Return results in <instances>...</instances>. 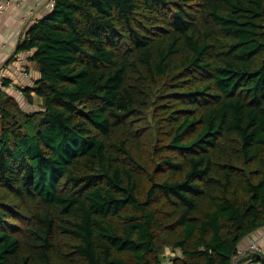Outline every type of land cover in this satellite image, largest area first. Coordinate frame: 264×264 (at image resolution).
<instances>
[{
    "label": "trees",
    "instance_id": "1",
    "mask_svg": "<svg viewBox=\"0 0 264 264\" xmlns=\"http://www.w3.org/2000/svg\"><path fill=\"white\" fill-rule=\"evenodd\" d=\"M31 50L39 108L0 87V264H233L264 226V0H54Z\"/></svg>",
    "mask_w": 264,
    "mask_h": 264
},
{
    "label": "crops",
    "instance_id": "2",
    "mask_svg": "<svg viewBox=\"0 0 264 264\" xmlns=\"http://www.w3.org/2000/svg\"><path fill=\"white\" fill-rule=\"evenodd\" d=\"M37 2L38 0H14L7 4L0 2V87L14 97L26 111L39 108L40 99L37 94L32 92V100L29 101L24 89L34 85L40 77V71L31 60L34 50L18 51V46L25 31L30 27V23L23 22L24 18L31 15L38 19L46 13L45 3L36 7ZM4 81L7 83L4 84ZM253 240L264 246V226L246 236L239 243V251L244 250ZM255 252L260 255H252L249 259L235 264H264V249ZM165 254L171 257L175 255V251L168 247ZM248 254L250 253L244 252L240 259ZM166 264H170V260Z\"/></svg>",
    "mask_w": 264,
    "mask_h": 264
},
{
    "label": "built area",
    "instance_id": "3",
    "mask_svg": "<svg viewBox=\"0 0 264 264\" xmlns=\"http://www.w3.org/2000/svg\"><path fill=\"white\" fill-rule=\"evenodd\" d=\"M13 1L14 0H0V2L3 4H7V3H10ZM43 3H45L47 8H51L54 5V0H38V2L36 3V7H40ZM33 21H35V18L31 17V15H29L28 17L24 18L23 22L24 23H32ZM261 249H264V246H260L258 241L253 240L247 247L244 248V250L239 251V254L234 259L233 264L238 262V260L240 259V257L243 255L244 252L252 253V252H255V251L261 250ZM170 264H172L171 260H170Z\"/></svg>",
    "mask_w": 264,
    "mask_h": 264
},
{
    "label": "water",
    "instance_id": "4",
    "mask_svg": "<svg viewBox=\"0 0 264 264\" xmlns=\"http://www.w3.org/2000/svg\"><path fill=\"white\" fill-rule=\"evenodd\" d=\"M252 255H257V256H259L260 253H258V252H252V253L248 254L247 256H245V257L239 259V260H238V263H241L242 261L249 259Z\"/></svg>",
    "mask_w": 264,
    "mask_h": 264
}]
</instances>
